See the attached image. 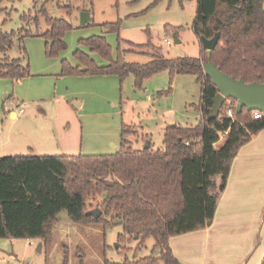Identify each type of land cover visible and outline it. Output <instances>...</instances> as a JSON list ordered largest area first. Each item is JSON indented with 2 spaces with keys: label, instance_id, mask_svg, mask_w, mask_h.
Masks as SVG:
<instances>
[{
  "label": "trees",
  "instance_id": "16d2710c",
  "mask_svg": "<svg viewBox=\"0 0 264 264\" xmlns=\"http://www.w3.org/2000/svg\"><path fill=\"white\" fill-rule=\"evenodd\" d=\"M46 1L40 10L47 29L39 30L41 14L22 15L26 24L18 30H0V77L16 81L31 74L29 65L20 58L7 54L15 37L20 50L26 52V37L45 38L46 55L59 56L66 50L67 31L73 27L66 18L49 15ZM264 0H197V14L192 24L201 45V37H220L217 47L208 50L202 45L198 57H169L151 38L140 48L153 49L147 63L128 62L119 50L117 58L105 35L82 38L93 52L107 60L98 61L84 49L74 53L79 64L67 58L61 62L62 74L115 75L121 79L135 75L137 86L152 75L168 70L171 76L192 74L201 84L200 103L197 106L201 119L196 124L183 126L169 124L165 128L163 147L134 148L128 139L136 133V125H121V146L113 154H18L0 156V238L39 239L47 243L54 223L61 211L81 224L102 222L106 226L122 224L119 242L137 238V249L147 237L155 240L154 249L160 254L126 258L119 264H178L170 247L174 235L205 228L212 223L221 194L243 144L251 141L264 129V112L239 111L232 107L233 117L226 115L225 101L218 116L212 108L218 89L205 73L204 61L209 57L223 72L233 78L264 83ZM71 4H65V6ZM69 11V12H70ZM36 22V29L29 27ZM87 22L82 25H87ZM108 31L116 32L121 22L106 24ZM165 33L174 31L179 38L180 29L166 26ZM4 108V106H3ZM225 132H228L227 134ZM223 133V134H222ZM224 137L220 149L214 144ZM227 138V139H226ZM226 139V141H225ZM222 142V143H223ZM221 143V144H222ZM220 144V145H221ZM102 196L98 204L99 217L88 214L92 209L89 197ZM68 258L63 264H67ZM264 264V259L262 261Z\"/></svg>",
  "mask_w": 264,
  "mask_h": 264
},
{
  "label": "rangeland",
  "instance_id": "374dc122",
  "mask_svg": "<svg viewBox=\"0 0 264 264\" xmlns=\"http://www.w3.org/2000/svg\"><path fill=\"white\" fill-rule=\"evenodd\" d=\"M46 1L49 15L66 18L73 27L66 34V50L59 56L46 55L42 36L26 37V52L20 50V41L15 37L7 50L10 57L29 65L31 74L21 82L0 77V83L7 85L3 98L12 96L7 99L6 110L0 109V156L32 152L113 154L121 146L123 123L136 125L137 132L128 135L134 148L144 147L147 140L143 137L149 135L153 147L164 149L166 126L199 122L201 84L192 74L171 76L165 70L139 87L132 74L121 79L118 75L61 73L63 59L79 64L74 55L78 48L89 52L99 64L107 63L91 48L79 44L82 38L99 34L106 36L114 58L122 49L128 62L143 64L152 59L153 49L132 45L145 44L150 38L166 57H198L202 45L192 29L197 0H0V30H18L27 25L24 13H39V30L45 31L47 25L40 10ZM65 4H71L72 11ZM83 10L92 15L87 25L80 22ZM116 21L121 22L119 31H108L106 24ZM167 25L180 29V42L175 41L174 31L165 33ZM29 27L35 30L36 22L33 20ZM167 37L172 40L171 45L166 43ZM18 94L19 102L15 103L12 99ZM20 107L23 113L14 118L11 112ZM223 140L221 137L216 146L220 147ZM88 200L91 208H96L103 199L99 196ZM58 217L49 241L41 242L40 250L39 239L0 238V264H63L66 258L67 264H119L126 258L160 254V249H154L153 237L145 238L139 249L140 238L120 243L122 224H81L64 210Z\"/></svg>",
  "mask_w": 264,
  "mask_h": 264
},
{
  "label": "crops",
  "instance_id": "0c3cea01",
  "mask_svg": "<svg viewBox=\"0 0 264 264\" xmlns=\"http://www.w3.org/2000/svg\"><path fill=\"white\" fill-rule=\"evenodd\" d=\"M18 81L21 82V79ZM6 91L7 85L0 83L2 111L7 108V99L12 97L3 98V93ZM19 98L18 94L12 100L17 103ZM21 109L23 107L16 112H11L12 116L16 118L23 113ZM218 142L214 146L220 149L224 142L217 147ZM228 179L212 223L199 230L174 235L170 239V247L179 260L178 264L263 263L264 129L240 148L233 160Z\"/></svg>",
  "mask_w": 264,
  "mask_h": 264
},
{
  "label": "water",
  "instance_id": "95a60500",
  "mask_svg": "<svg viewBox=\"0 0 264 264\" xmlns=\"http://www.w3.org/2000/svg\"><path fill=\"white\" fill-rule=\"evenodd\" d=\"M80 15L81 25L92 20V15L88 11L83 10ZM219 37L220 32H217L212 38L203 35L201 37L202 45L208 50H213L217 47ZM174 39L176 42L181 41L176 34H174ZM203 65L205 73L210 76L218 89L212 108L213 116L219 115V110L228 98H233L236 101L237 111L245 106L249 111L264 112V83L257 81L247 83L244 79L233 78L223 72L210 57L207 61H204ZM144 147H149V140L146 141ZM101 213L102 210L99 207L87 211V215L90 214L96 217H99ZM41 247L42 243L40 242L37 249L40 250Z\"/></svg>",
  "mask_w": 264,
  "mask_h": 264
},
{
  "label": "built area",
  "instance_id": "2783aa9c",
  "mask_svg": "<svg viewBox=\"0 0 264 264\" xmlns=\"http://www.w3.org/2000/svg\"><path fill=\"white\" fill-rule=\"evenodd\" d=\"M166 43L169 44V45H171V44H172V40H171L169 37H167V39H166ZM226 102H227V107H226V109H225L226 115L229 116V117H233L234 112H233V110H232V107H233L234 105H236V101H235L233 98H228V99L226 100ZM22 110H23V109H21V111H22ZM261 115H262V114H261L260 111H257V112L254 113V117H255V118H259Z\"/></svg>",
  "mask_w": 264,
  "mask_h": 264
}]
</instances>
